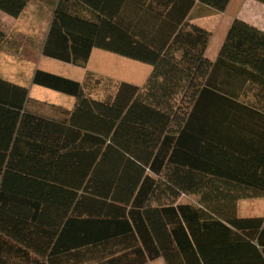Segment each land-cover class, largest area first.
<instances>
[{
	"label": "trees",
	"instance_id": "trees-1",
	"mask_svg": "<svg viewBox=\"0 0 264 264\" xmlns=\"http://www.w3.org/2000/svg\"><path fill=\"white\" fill-rule=\"evenodd\" d=\"M32 1L0 12L18 19ZM195 6L57 0L45 57L86 68L103 50L152 73L90 90L91 73L37 70L36 86L76 99L45 115L0 78V264H264V217L239 214L264 196V31L234 20L212 61Z\"/></svg>",
	"mask_w": 264,
	"mask_h": 264
},
{
	"label": "rangeland",
	"instance_id": "rangeland-1",
	"mask_svg": "<svg viewBox=\"0 0 264 264\" xmlns=\"http://www.w3.org/2000/svg\"><path fill=\"white\" fill-rule=\"evenodd\" d=\"M237 2L232 1L230 5H228L227 9L223 13H217L214 16H207L199 21V26L209 30L212 33L211 43L207 49V54L209 57L212 58V61H215L218 57L222 44L224 43L230 27L234 20L239 17L241 20L248 21L247 19V12L251 9V4L245 2L247 5L246 8L248 10L240 11L238 8L240 5ZM252 1V0H251ZM255 0H253L254 2ZM253 14H256V17L259 19H252L254 23L258 24L260 28L264 29V11L260 8L264 7L263 4H258L259 2H254ZM250 5V6H249ZM242 13V14H241ZM241 14V15H240ZM250 18V17H249ZM252 21L250 23H252ZM253 24V23H252ZM259 28V29H260ZM22 27L19 26L14 20H11L7 16L3 15L0 12V30L7 35H14L15 33H19ZM23 36V34H21ZM4 48L0 51V75L5 74V71L9 68L8 61L11 63L15 62V55L13 54L9 56L5 52H12L13 50L11 47ZM21 52H24V49H21ZM28 53V50L26 49ZM38 55V54H37ZM27 56V55H26ZM24 62V61H23ZM39 59L36 61L33 58L20 64L16 62L18 68H21L23 75H29L31 70H35ZM59 63V64H54ZM61 64V65H60ZM61 62H58L53 59L46 58L43 60L41 64V68L45 70H49L54 74H59L60 76H70V72L66 67H64ZM15 69V66H13ZM76 68V67H75ZM76 72H73V76L75 79L81 80L82 82L85 81L86 74L91 73L95 76L92 83L90 84V90H92L93 86H97L98 81L96 79H100L102 83L105 81H112V82H126L129 84H133L136 86H143L146 81L148 80L150 74L152 73V67L141 63L136 60H132L120 55H116L107 51L103 50H95L90 62L88 63L86 68H76ZM25 73V74H24ZM67 78V77H66ZM95 89V88H94ZM56 93V92H55ZM57 94V93H56ZM55 94V95H56ZM191 198L188 196H183L181 201H190ZM239 214L241 217H252L257 216L258 214H264V196L258 198H248L245 200H241L239 202ZM150 264H165L162 259L150 262Z\"/></svg>",
	"mask_w": 264,
	"mask_h": 264
},
{
	"label": "crops",
	"instance_id": "crops-1",
	"mask_svg": "<svg viewBox=\"0 0 264 264\" xmlns=\"http://www.w3.org/2000/svg\"><path fill=\"white\" fill-rule=\"evenodd\" d=\"M232 1L237 2L236 0H231L230 3ZM238 1H239L238 4L240 5L238 8L240 9V11L248 10V8H246L245 6L247 5L245 2L251 4V6L249 5L251 9H255L254 8L255 1L253 2V0L252 1L251 0H238ZM258 4H261V3H258ZM56 5H57V0H33L28 5V7L25 9V11L23 12L20 18L13 19L7 16L11 20H14L16 23H18L19 26L22 27V29L19 30V33H15L12 36L11 35L9 36L7 35V33H5L7 36V43L2 47V49L8 48L9 50H10L9 47H11L13 51L5 52V53L8 54L9 56L16 54L14 57L16 59L14 63L13 62L11 63V61H8V63L10 64L9 68L5 71V74L0 75V78H3L19 86L27 87L29 89V98L32 101L36 102V103L33 102L29 104V111L35 114H39V115L50 114V112L53 111L52 106L60 107L66 110H72L76 105V99L74 97H71V96H68V95L47 89V88L36 86L33 83L34 74L37 70H43L46 72H50L49 70H45L41 68V64L43 60L47 58L42 54V48L45 43L47 34L49 32L51 19H52L54 10L56 9ZM260 8L264 11V7L260 6ZM251 9L250 11L248 10L249 12H247V16H249L250 18L246 17L249 20L245 21L243 19V21L255 27L260 28L258 24L252 21V19L254 18L259 19V17L257 18L256 17L257 13L253 14V10ZM216 14L217 12H215L213 9L203 5L200 2V0H196V6L194 7V9L191 11L189 15V21L193 24L199 25L198 24L200 23L199 21H201V19H203L204 17L214 16ZM239 18H242V17L238 16L237 19ZM251 21L253 24L250 23ZM260 29L264 31L263 28H260ZM21 34H23V36ZM2 49H0V51ZM21 49H24V52H21ZM26 49L28 50V53L26 52ZM94 52L95 50L92 52L91 58ZM206 55L210 60H212V58L208 56L207 52H206ZM32 58L36 61L39 59V62L35 70H31L29 72V75H26L24 73L25 74L24 76L21 71V68L17 67L16 62L23 64L24 62ZM61 63L65 65L64 67H66L70 72H72V74L73 72H76L77 67L75 68V66L71 64L63 63V62ZM54 64H59V63H54ZM13 66H15V69ZM50 73L54 74L53 72H50ZM72 74L70 73L69 74L70 76H64V77L65 78L67 77L68 79L75 80V81L82 83L81 80L75 79ZM52 115H55V114H52ZM252 217H264V214H258L257 216H252Z\"/></svg>",
	"mask_w": 264,
	"mask_h": 264
}]
</instances>
